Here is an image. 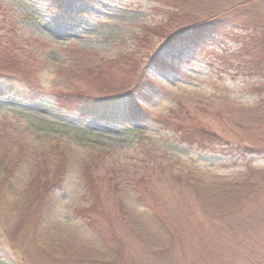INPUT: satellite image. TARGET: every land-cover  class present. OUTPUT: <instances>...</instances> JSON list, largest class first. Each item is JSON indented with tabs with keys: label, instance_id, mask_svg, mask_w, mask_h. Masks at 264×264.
<instances>
[{
	"label": "rangeland",
	"instance_id": "rangeland-1",
	"mask_svg": "<svg viewBox=\"0 0 264 264\" xmlns=\"http://www.w3.org/2000/svg\"><path fill=\"white\" fill-rule=\"evenodd\" d=\"M6 52L9 263L264 264V0H0Z\"/></svg>",
	"mask_w": 264,
	"mask_h": 264
},
{
	"label": "trees",
	"instance_id": "trees-1",
	"mask_svg": "<svg viewBox=\"0 0 264 264\" xmlns=\"http://www.w3.org/2000/svg\"><path fill=\"white\" fill-rule=\"evenodd\" d=\"M219 16H222V14L220 15H216V17H211L209 18L207 21H204L200 24H196L193 26H190L188 28H185L183 30H181L180 32L176 33V35H174L173 37L168 38L167 42H173L174 39L178 38V41L180 40H184L187 39L190 42H196V41H200V40H204L205 38L208 37V28H209V24H213L214 26L218 25L220 21H218L220 18H218ZM208 26V28H207ZM4 51H10L9 49H7L6 47H3ZM11 52V51H10ZM10 52H6V56L1 54V62H0V68L1 70H5L8 69L9 73H1L0 74V83L3 84V86H5V89H2L0 86L1 91L3 92L4 90L7 93H13V92H17V94L19 95H28L31 93L37 94V92L39 91L37 84L31 79V73H29L28 71H26L25 69H23L21 67V64L19 62H17L15 55L11 56ZM150 59L152 60V56L150 57ZM3 74V75H2ZM13 83H17L15 84V86L13 85ZM78 93V94H76ZM75 94H73L74 98H80L82 97L81 93L76 92ZM56 95V94H55ZM57 96V95H56ZM85 101V106L84 108L88 111H85L86 113H89V116H95V117H100L99 111H97L96 107L94 106L93 101H91L90 99L88 100H84ZM66 107H70V103H68V105H66ZM77 110V109H76ZM139 114L142 113V116H145V110L144 108L139 109ZM78 112H81V110H77ZM104 111L106 114H108L110 111L109 107L103 108L101 109V112ZM142 111V112H141ZM203 133L207 134V135H211L209 132L202 130ZM207 140V139H205ZM246 151H253L251 149H246ZM10 162L6 161L5 159H3L0 156V190L3 189L5 183L8 182V180L11 178L10 177ZM9 189H11V187L9 186ZM0 199L2 200V197L0 196ZM28 209V207H27ZM39 216L42 217V214H39ZM85 221L88 222V224L92 227V229L94 230V233L98 236L101 237L102 234L100 232V228H96L92 225V221L90 218L86 217ZM39 228V224L38 222H36L35 225V231H37V229ZM1 234V233H0ZM37 234V233H36ZM4 236V234H1ZM8 256L6 254V251L4 250V248L1 245L0 242V264H12L8 262Z\"/></svg>",
	"mask_w": 264,
	"mask_h": 264
}]
</instances>
